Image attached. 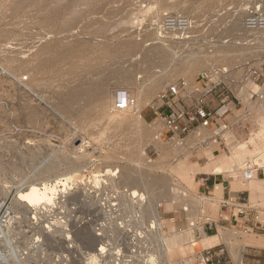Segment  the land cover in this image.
Returning a JSON list of instances; mask_svg holds the SVG:
<instances>
[{"label": "rangeland", "instance_id": "rangeland-1", "mask_svg": "<svg viewBox=\"0 0 264 264\" xmlns=\"http://www.w3.org/2000/svg\"><path fill=\"white\" fill-rule=\"evenodd\" d=\"M180 1L0 0V264H70L71 260L89 264L86 250L71 239L73 221L79 222L77 228L90 222L92 234L103 241L105 250L96 264H205L201 234L207 204L198 194V168L208 160L250 150L246 158H240L244 166L264 151V98H260L264 95V36L260 44L254 43L245 27H231L233 20L241 24L257 6L264 13V0L185 2L186 7L205 5L198 24L202 30L193 37L183 32L171 40L166 32L170 30L162 29L159 20L169 14L187 17L174 8ZM144 55L150 56L149 61ZM186 56L203 61L194 67L177 64ZM133 59L137 62L127 68L137 74V85L125 89L112 80L106 83L113 93L122 88L123 96L118 94L109 102L99 95L66 105L74 88L108 82L102 71L114 60ZM150 64L154 72L144 77V68ZM211 69L225 70L219 81L235 103L229 112L234 121L222 135L227 150L217 143L200 145L198 134L208 132L203 129L183 134V141L163 136L161 105L155 98L177 80L193 83L201 72ZM156 79L162 83L145 97ZM187 96L194 99V91L189 89ZM141 129L143 134L148 132L143 139ZM261 156L264 160V152ZM52 158L56 165L48 176L64 171L60 159L72 162L73 168H86L72 181L58 184L59 195L50 206L18 202L17 192L42 179L40 169ZM129 170L158 179L161 235L166 240L187 237V241L167 250L166 242L156 236L157 229L147 228L133 212L140 197L135 199L120 187ZM63 183L64 194L60 192ZM79 193L78 206L73 205L67 198ZM138 193L146 196L144 191ZM57 227L59 232L54 233ZM220 231H228L224 234L230 241L212 251L225 252L227 264H264V251L249 245L239 250V238H245L241 228ZM44 234L56 237L52 246Z\"/></svg>", "mask_w": 264, "mask_h": 264}, {"label": "bare ground", "instance_id": "bare-ground-1", "mask_svg": "<svg viewBox=\"0 0 264 264\" xmlns=\"http://www.w3.org/2000/svg\"><path fill=\"white\" fill-rule=\"evenodd\" d=\"M195 2L197 3V1H194V0H182L180 2H177L175 3L174 5V8L179 11H181L183 14L187 15V17L189 16L188 14L189 13H192L193 16H189V19L192 21V26H191V29L188 31V32H185L186 34H189L190 37H193V35L195 34H198L202 29L201 27L198 26L199 22L201 21V18H202V12L204 11V9H202V7H204L208 2H206V0H204L205 2L203 4L205 5H202V6H196L195 3H193V5H190V4H187V7L184 6L183 4L185 2ZM208 1V0H207ZM212 1V0H211ZM58 2V1H57ZM201 3V2H200ZM57 7H60L59 6V3H57ZM189 5V6H188ZM209 5V4H208ZM171 7V6H170ZM210 7V6H209ZM55 8V9H56ZM149 9V7H148ZM207 9V8H206ZM209 12V11H207ZM205 13V11H204ZM209 15V14H208ZM52 16V15H51ZM245 16V14H244ZM204 17V16H203ZM221 18V16H220ZM196 19V21H198V23H194L193 20ZM203 19V18H202ZM215 19V17H214ZM219 19V18H218ZM220 20V19H219ZM208 21V20H207ZM244 21V20H243ZM200 25V24H199ZM241 25V26H240ZM240 27L241 29L244 28V23L241 22V24L238 22V21H235L233 20L231 22V27L232 28H237V27ZM201 29V30H200ZM246 29V28H245ZM247 30V29H246ZM249 31L251 37H252V42L255 40H257V42L260 44V40H262L263 36H264V30H247ZM165 32V31H164ZM166 32H170V39L172 40L173 37L177 34H181L183 32H178V31H166ZM167 33V34H168ZM166 34V33H165ZM189 37V38H190ZM175 44H183V42L181 43L180 41H175ZM187 44V43H186ZM134 45V44H133ZM138 46V45H137ZM135 46V47H137ZM132 49V48H131ZM130 49V50H131ZM139 49V48H138ZM137 49V50H138ZM145 51V50H143ZM114 53V52H113ZM139 53V52H138ZM117 55V53H116ZM116 55L112 56V57H116ZM140 55V54H139ZM111 57V58H112ZM114 59V58H112ZM139 59H141L139 57ZM143 59V58H142ZM150 59V56L148 55H144V60L145 61H149ZM201 60L200 58L198 59H193L191 56H186V57H182L180 58L179 60H177V64H181V63H186L188 64V66L190 67H194L196 65H201ZM137 60L133 59V60H130V61H119V60H114L112 63H110L108 65V67H106L102 73L104 75V79L106 77L109 78V81H105V80H102L100 82H97V83H90V86H86V87H76L74 88L73 90H71L68 94V99L66 101V105H70L71 102H76L78 100H81V99H86L87 100H90L91 98H94L96 96H99V95H103V96H106V98H115L118 94H121L123 90L122 88H124L125 86H132V85H137L138 83H134L136 80H135V77L134 73H130V71H128L129 69V64H132V63H136ZM176 64V65H177ZM178 66V65H177ZM182 66V65H181ZM128 67V68H127ZM178 68V67H176ZM182 68V67H181ZM129 72H127L126 71ZM136 70V69H135ZM144 77H150L153 72H154V66L153 64H150L149 66L146 67V69L144 68ZM132 71V70H131ZM134 71V70H133ZM143 71V70H142ZM225 71L224 69L222 70H217V69H211V70H206V71H203L201 73H210L212 78L211 80L213 81H219L220 78L222 77H225V73L226 72H223ZM200 73V74H201ZM199 74V75H200ZM198 75V76H199ZM224 75V76H223ZM137 76V74H136ZM220 77V78H219ZM119 79H121L119 81ZM113 81V84L116 85V87H122V88H118L116 89L117 93H113V91H111V88L112 87H109L106 85V83L109 85V82L110 81ZM162 83V79H156L152 82V85L149 87L148 90H146V92L144 93V96L148 97L150 94H152V91H154L158 85ZM129 87V88H130ZM114 88V87H113ZM141 88V87H140ZM125 89H128L127 87H125ZM165 89H161L159 91V93L155 94V98L158 99V95L163 92ZM126 91V90H125ZM112 92V93H111ZM262 93L264 94V86H263V89H262ZM125 94V93H124ZM262 95V94H261ZM121 96H123L121 94ZM120 96V97H121ZM119 97V96H118ZM122 98V97H121ZM260 98H264V95L263 97L260 96ZM118 98H116L115 101H117ZM111 100V99H110ZM109 102H112L113 99ZM262 105H264V100L262 101ZM108 105V104H107ZM101 108V107H100ZM143 129V128H142ZM141 129V131H142ZM144 131V129H143ZM143 131L141 133V135L143 134ZM262 132H264L262 130ZM147 131L141 136L142 139L144 137V135L146 136L147 135ZM140 135V132L138 134V136ZM140 138V137H139ZM137 149V148H136ZM134 151V149H132ZM8 152V151H7ZM137 152V151H136ZM134 151V153H136ZM9 153V152H8ZM128 153V152H127ZM131 153V152H130ZM140 153V152H139ZM132 155V154H131ZM129 156V155H128ZM127 156V157H128ZM133 156V155H132ZM131 156V157H132ZM135 156V155H134ZM130 158V160H132V158ZM48 158V157H47ZM135 158V157H134ZM133 158V160H134ZM53 159V158H52ZM50 160V159H49ZM141 160V159H140ZM46 161V160H45ZM129 162V161H127ZM136 162V160H135ZM142 162V161H141ZM248 163H251V162H247L244 166L242 165V168H243V174H244V170L246 169V165ZM42 164V163H41ZM59 164L64 166L65 169L64 171L60 172V173H57L53 176H48V174L51 172L52 169L55 168V162H54V159L51 161H46V164L44 166H42V169L41 170V173L40 175L43 177L42 179H40L39 181L37 180L30 183L25 189H22L20 191L17 192V201L22 203V202H28L29 204V207H37V206H46V205H51L54 203V200L56 199V196L59 195L57 190H56V187L58 186L59 183H61L62 181L64 182H70L68 180H71L72 181V178L77 176L82 170L83 168H86V166L82 165V166H78V167H75L73 168L72 167V162L70 161H67V159H60L59 160ZM43 165V164H42ZM137 165V164H135ZM142 165V164H141ZM143 166V165H142ZM142 168V167H141ZM38 170V171H40ZM124 170V169H123ZM222 170L221 167H218L215 169L216 172H220ZM120 171V170H119ZM133 173V175H130V173ZM121 173V172H120ZM122 174V173H121ZM253 177V176H252ZM121 181V180H120ZM61 185V184H60ZM62 186V185H61ZM63 186H64V189L60 192H63L62 194L65 193V184L63 183ZM120 187L121 188H126L127 189V192H131L132 196H137V197H140L139 200L137 201V205H138V210H135V207H134V211L135 213H138L139 214V217L140 219H142L148 226V227H151V228H155L157 229V233H156V236L157 238L163 240L164 242H166L167 244V250L168 249H171L173 247H175L177 245L178 242H184V241H187V237H181V236H173V237H170L168 240L164 239V237L161 235V229H162V221H161V216L159 215L158 213V207H160L161 205V202H162V199L160 198V195L162 193V186L160 184V182L158 181V179L152 177V176H149L148 174L144 173V172H139V171H134V170H129L128 173L124 174L123 175V181L122 183L120 184ZM67 189V188H66ZM116 191V190H115ZM121 191V190H120ZM138 191H144L146 196H143V195H140L138 193ZM123 192V191H122ZM127 195V194H126ZM121 196V195H120ZM64 197V196H63ZM81 197L80 193L79 194H74L72 196H70L69 198H67L71 203H73V205H77L78 206V203H79V198ZM136 199V197H134ZM92 199V198H91ZM67 200V201H68ZM93 203V201H91ZM126 202V201H125ZM95 203V202H94ZM63 204V203H62ZM82 204V202H81ZM84 204V203H83ZM123 204L125 205V203L123 202ZM88 205H91V204H88L87 203V206ZM127 205V204H126ZM126 207H129V206H126ZM84 208H82L83 210ZM88 209V207H87ZM125 211V210H124ZM127 211V210H126ZM130 211V210H129ZM76 213H83L81 212L80 210H77ZM84 214V213H83ZM88 214V213H87ZM129 214V212H128ZM81 217V216H80ZM34 218V217H33ZM70 219V218H69ZM81 219V218H80ZM139 221V220H138ZM142 222V221H141ZM67 223V222H66ZM78 223L77 221H73L70 223V228H71V233H72V237L71 239H73V242H75L76 244H78L79 246H81V248L85 249L86 252V256L88 257V261H89V264H96L97 262V258L102 254L104 253V250H105V246H104V243L101 239L97 238L94 233L92 234V231L91 229L93 228L92 227V224L90 222H87L89 223V225L86 224V226H80L79 228H77L78 226ZM55 224L56 225H59L60 224V220H56L55 221ZM67 226V225H66ZM143 226V225H142ZM141 226V227H142ZM63 228V227H62ZM59 229V227L56 228V230ZM94 229V228H93ZM70 230V229H69ZM68 230V231H69ZM151 230V229H150ZM64 231V230H62ZM56 232H59L58 230L55 231L54 233ZM65 232V231H64ZM244 232V231H243ZM66 233V232H65ZM245 234L246 233H250V232H244ZM62 234V233H60ZM67 234V233H66ZM163 234V233H162ZM45 235V236H44ZM43 236L46 238V240L50 243L49 245L52 246L54 244V239L56 238H52L50 235H46L44 234ZM145 235V234H144ZM63 238H67V237H64L62 236ZM69 238V237H68ZM57 240V239H56ZM160 240V241H161ZM227 240V239H226ZM59 245V244H58ZM49 246V247H50ZM62 246V244H61ZM78 246V247H79ZM47 248V247H46ZM56 249V247H55ZM240 249V248H239ZM53 250V249H51ZM58 250V249H57ZM60 250V249H59ZM56 252V251H55ZM57 253V252H56ZM71 254V252L69 253ZM151 260V259H150ZM152 261V260H151ZM46 262V261H45ZM153 262V261H152ZM44 264V263H43ZM70 264H77V261H70ZM98 264V263H97Z\"/></svg>", "mask_w": 264, "mask_h": 264}, {"label": "built area", "instance_id": "built-area-1", "mask_svg": "<svg viewBox=\"0 0 264 264\" xmlns=\"http://www.w3.org/2000/svg\"><path fill=\"white\" fill-rule=\"evenodd\" d=\"M243 22L247 30H264V13L257 6L253 11L248 12ZM159 23L162 29L178 32H188L192 26L189 18L179 14L165 15L159 20ZM211 78L210 73H201L193 83L179 79L158 95L157 101L161 105L159 117L164 126L163 136L181 139L183 134H190L197 129H203L208 132L207 135H204L206 137L198 134L202 140V145L206 144L208 137L215 144L217 138L230 129L226 118L232 112L230 106H235V103L229 93L226 92L222 82L212 81ZM189 89L195 93L192 100H188ZM212 100L221 106L219 110L210 109ZM222 148L227 150L223 146ZM256 170L254 164L248 163L244 170V178H252ZM261 171L264 175V169ZM223 208H231L235 224L239 225L242 231L264 232L260 212L249 206L244 198L226 202L223 204ZM202 257L205 264H218L212 249L205 250Z\"/></svg>", "mask_w": 264, "mask_h": 264}, {"label": "crops", "instance_id": "crops-1", "mask_svg": "<svg viewBox=\"0 0 264 264\" xmlns=\"http://www.w3.org/2000/svg\"><path fill=\"white\" fill-rule=\"evenodd\" d=\"M212 103L213 105L209 106L210 109H214L217 105L219 106V104L213 100ZM226 119L229 125L234 121V117L231 114L227 115ZM207 139L206 144H203L204 146L208 144L214 145L210 137ZM247 141L249 142L250 140ZM238 142L239 141L236 140V143ZM199 144L201 145L202 141ZM217 144L227 148L226 140H224L221 135L217 138ZM234 146L235 145H233V147ZM263 152L253 155L251 160H249L257 169L250 179L244 178L243 169L241 168L242 161L240 160L244 155L246 158V154L249 155L250 150L240 153L239 156L236 155L233 157L208 160L198 168L197 175H199V177L197 179V190L200 197L205 198L207 204L205 206L207 221L204 224L201 234V240L206 250L218 248L222 244L230 241L229 237L225 235L228 231H220L219 233V230L239 228V225L235 224L231 208H223V204L226 202H233L236 199L244 198L247 200L249 206L260 212L261 220L264 224V175L261 171L264 169V160L261 156ZM218 167L222 168L220 172L215 171ZM203 212L204 211L201 213ZM215 233H217V235H214ZM239 239V250L249 245L252 249L264 251V234L255 235L254 233H246L245 238L241 237ZM214 256L218 264H227L225 252H215Z\"/></svg>", "mask_w": 264, "mask_h": 264}]
</instances>
